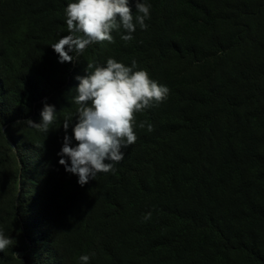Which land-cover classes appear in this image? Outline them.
I'll use <instances>...</instances> for the list:
<instances>
[{
	"label": "trees",
	"instance_id": "1",
	"mask_svg": "<svg viewBox=\"0 0 264 264\" xmlns=\"http://www.w3.org/2000/svg\"><path fill=\"white\" fill-rule=\"evenodd\" d=\"M72 2L0 0V231L13 239L0 264H81L93 252L89 264H264V157L233 144L264 127V63L240 55L231 76L223 67L256 42L264 0H143L147 30L137 25L129 42L114 30L105 49L95 43L60 63L51 45L69 34ZM85 56L101 65L135 59L170 93L136 114L138 139L115 171L81 187L57 153L64 121L70 137L77 122ZM172 58L209 71L190 81L165 75ZM45 99L57 111L47 133L24 122H40ZM22 242L29 248L19 257Z\"/></svg>",
	"mask_w": 264,
	"mask_h": 264
},
{
	"label": "clouds",
	"instance_id": "2",
	"mask_svg": "<svg viewBox=\"0 0 264 264\" xmlns=\"http://www.w3.org/2000/svg\"><path fill=\"white\" fill-rule=\"evenodd\" d=\"M133 14L129 0H75L65 8L66 25L69 34L63 36L51 48L58 54L60 63H75L74 55L81 56L95 43H114L112 31L123 29L121 39L129 42L137 25L147 30L146 20L150 19L151 5L136 0ZM90 70V71H89ZM79 81L74 97L78 105L77 122L72 128V136L67 135L69 119L63 123V138L59 164L65 171L78 177L77 183L83 187L100 173L115 171V164L124 159V149L133 145L138 137L135 134L136 114L168 98L170 89L151 79L147 69L138 68L132 60L127 66L109 57L106 64L90 62L86 75L75 77ZM54 105L43 102L39 123L32 119L24 122L32 128L47 133L56 120ZM146 122H140L144 128ZM148 131L152 125L147 124ZM77 142L72 146V140ZM66 157V159H65ZM70 161V163H69ZM107 161V162H106ZM151 212L144 220L151 218ZM13 244V239L0 231V252ZM95 253L79 257L81 264H89Z\"/></svg>",
	"mask_w": 264,
	"mask_h": 264
},
{
	"label": "rangeland",
	"instance_id": "3",
	"mask_svg": "<svg viewBox=\"0 0 264 264\" xmlns=\"http://www.w3.org/2000/svg\"><path fill=\"white\" fill-rule=\"evenodd\" d=\"M264 16V14L262 15ZM254 27V32H253V36L256 39V42L254 44H250L249 47H247V49H244V51H246V53L244 54L242 51L239 52L237 50H234L232 52V55L229 56V60L226 61L223 65L224 66H228V68L226 69V75H232V68L233 66L238 63L239 61V57L240 55L242 56H246V55H251V57L255 60H261L264 63V17L258 21L255 25H253ZM114 31V30H113ZM226 33V28L224 26H222L219 30H218V35L220 37H223V35ZM102 45V49H105L108 45L109 42L107 41H103L101 42ZM246 48V47H245ZM91 62L90 57L85 56L84 57V70L87 68V64ZM164 69V74L165 75H171V76H175L177 78L182 77L181 80H185V81H190L191 79L188 78V76L190 75H194L198 74L200 76H202L203 73H206L207 70L209 71V69H205V70H196V72L192 71L188 65L187 62H183L177 58H172L170 59ZM76 83L73 84V86ZM72 92L69 93V95L66 98H70L72 96ZM248 137V138H247ZM264 140V127H252L251 132H249V134H247L244 138L241 137V139L239 140H234L233 144L235 146V149L237 152H241V153H248V152H256L258 153L260 156L264 157V143H261V141ZM221 141L223 142V135H222V139ZM226 142L222 145V147H219L220 151L225 150L226 148ZM260 176L264 177V170L261 169L260 172ZM18 187L20 188V186L18 185ZM264 204V202H262ZM21 246L23 247V249H25V251L23 252H19L17 253V256L22 257L23 255L26 254L28 248H29V244L28 243H21ZM229 264H243V262L240 259H236L234 258L233 260H231L229 262Z\"/></svg>",
	"mask_w": 264,
	"mask_h": 264
}]
</instances>
